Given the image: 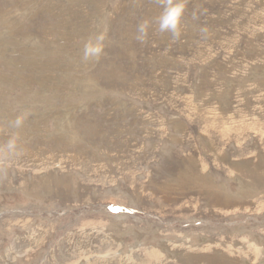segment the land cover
Listing matches in <instances>:
<instances>
[{
    "label": "rangeland",
    "instance_id": "rangeland-1",
    "mask_svg": "<svg viewBox=\"0 0 264 264\" xmlns=\"http://www.w3.org/2000/svg\"><path fill=\"white\" fill-rule=\"evenodd\" d=\"M185 2L142 45L147 0H0V264H264V0Z\"/></svg>",
    "mask_w": 264,
    "mask_h": 264
},
{
    "label": "clouds",
    "instance_id": "clouds-1",
    "mask_svg": "<svg viewBox=\"0 0 264 264\" xmlns=\"http://www.w3.org/2000/svg\"><path fill=\"white\" fill-rule=\"evenodd\" d=\"M149 4L154 5L161 11L152 19L141 20L136 26L134 39L142 45L148 43L149 31L158 38L168 37L174 42L180 41L184 34L183 29L186 26L185 14L187 4L185 0H147ZM141 6L140 0H133V8ZM191 23L195 26L199 23V16L194 11L190 16ZM197 35L204 37L207 35L205 28H199ZM108 36L106 32H98L87 38L81 51V63L94 64L99 63L105 54ZM30 113L22 112L15 119L8 120L6 127L9 130V139L0 144V178L6 177L8 165L22 157L25 149L21 146V130ZM4 126L0 125V130Z\"/></svg>",
    "mask_w": 264,
    "mask_h": 264
},
{
    "label": "bare ground",
    "instance_id": "bare-ground-1",
    "mask_svg": "<svg viewBox=\"0 0 264 264\" xmlns=\"http://www.w3.org/2000/svg\"><path fill=\"white\" fill-rule=\"evenodd\" d=\"M33 8V7H32ZM30 13V12H29ZM126 14V13H125ZM113 29V28H112ZM264 115V114H263ZM164 221V220H163Z\"/></svg>",
    "mask_w": 264,
    "mask_h": 264
}]
</instances>
